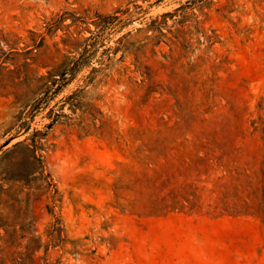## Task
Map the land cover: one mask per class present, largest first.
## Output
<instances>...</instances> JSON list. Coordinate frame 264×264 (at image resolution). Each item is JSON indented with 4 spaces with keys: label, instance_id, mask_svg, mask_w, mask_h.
<instances>
[{
    "label": "rangeland",
    "instance_id": "374dc122",
    "mask_svg": "<svg viewBox=\"0 0 264 264\" xmlns=\"http://www.w3.org/2000/svg\"><path fill=\"white\" fill-rule=\"evenodd\" d=\"M166 12L144 99L121 45ZM242 199L264 205V0H0V264H264Z\"/></svg>",
    "mask_w": 264,
    "mask_h": 264
},
{
    "label": "trees",
    "instance_id": "16d2710c",
    "mask_svg": "<svg viewBox=\"0 0 264 264\" xmlns=\"http://www.w3.org/2000/svg\"><path fill=\"white\" fill-rule=\"evenodd\" d=\"M168 15H170L169 12L163 13L161 15L162 19L157 22L156 20H152L151 23H149L147 26L145 27H140L137 29V31L135 32V35H141L143 34V36L139 39H137L136 41L138 42V45L134 48L129 47V42L126 45V42H123V39L125 38V36H123L120 40V42L122 43L121 46H123L124 50H126L129 53H132L134 55V60L133 63L135 65V70L140 72L141 75V80L139 82L134 81L135 85L137 88L142 89L143 93H142V97L145 99L153 90V86L155 85L154 83V77H153V73L151 71V68L144 64L142 61V56L144 55V52H141L142 49H146V47L148 46L149 43H151L154 40V44L159 42V38L156 37H160L161 35H164V33L160 30V26L161 24L164 23V19L165 17H167ZM157 31V34H154L152 36H148L146 35L147 32L149 31ZM177 31H179L180 29L177 28ZM156 38V40H155ZM144 39H147L146 41H144ZM115 63H113V65H108L106 66V68H109L110 66L116 67V65H114ZM115 72L119 74V78L121 79L122 76H124L125 74V69H122L120 67L115 68ZM106 74V73H105ZM110 75V73H109ZM108 74H106L105 76H109ZM131 79V78H130ZM132 80V79H131ZM63 84H66V82H62L61 80H48V79H40L38 81V90L39 93H48V92H58L61 90ZM74 95V94H73ZM141 97V98H142ZM66 99H68V101H70V103L73 105L74 103H72L73 96H66ZM70 99V100H69ZM86 113L88 115H90L92 117V124L93 127H95L96 129L102 127L104 125V121L102 120L100 122V125L97 127L96 123H95V117H93L94 115L90 112L88 113V111L82 109L81 110V114L80 117L81 119L77 122L79 125L82 126V128L85 127L83 123L84 120V116L82 115H86ZM254 130L258 129L257 125H254ZM147 132V130L145 131H140L141 136H143L145 133ZM145 147L149 146L147 143L144 144ZM150 182L152 183V186L154 188V180H152V178L150 177ZM238 195V193H236ZM240 197V195H238ZM171 199H168L166 197V195H164L163 197L160 198L159 202L160 204H158L157 206L152 207V209H154L156 212H169L172 210L177 209V203L173 202L170 203ZM248 200L242 199V205H231L229 207H227V212H231V213H251L254 215H261L264 214V205H248L247 203Z\"/></svg>",
    "mask_w": 264,
    "mask_h": 264
}]
</instances>
